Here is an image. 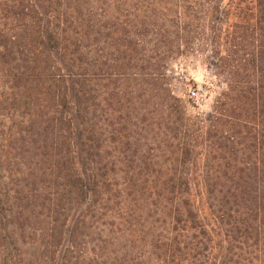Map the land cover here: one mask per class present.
<instances>
[{
  "label": "trees",
  "instance_id": "1",
  "mask_svg": "<svg viewBox=\"0 0 264 264\" xmlns=\"http://www.w3.org/2000/svg\"><path fill=\"white\" fill-rule=\"evenodd\" d=\"M8 101L0 264H264V0H0Z\"/></svg>",
  "mask_w": 264,
  "mask_h": 264
},
{
  "label": "rangeland",
  "instance_id": "2",
  "mask_svg": "<svg viewBox=\"0 0 264 264\" xmlns=\"http://www.w3.org/2000/svg\"><path fill=\"white\" fill-rule=\"evenodd\" d=\"M170 71L174 80L175 90L180 94L181 98L197 106L202 111H208L215 95L222 88L217 78L213 77L210 71L202 65L185 62L183 59L174 63ZM184 77H187L188 80H185ZM207 87L211 89L207 90ZM10 111L9 101L5 104H0V121L9 115Z\"/></svg>",
  "mask_w": 264,
  "mask_h": 264
},
{
  "label": "built area",
  "instance_id": "3",
  "mask_svg": "<svg viewBox=\"0 0 264 264\" xmlns=\"http://www.w3.org/2000/svg\"><path fill=\"white\" fill-rule=\"evenodd\" d=\"M193 94V93H192Z\"/></svg>",
  "mask_w": 264,
  "mask_h": 264
}]
</instances>
